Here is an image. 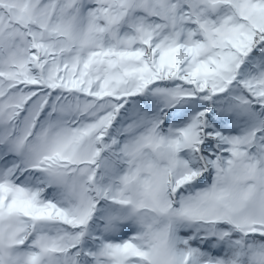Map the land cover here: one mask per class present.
Here are the masks:
<instances>
[{
	"label": "snow or ice",
	"instance_id": "snow-or-ice-1",
	"mask_svg": "<svg viewBox=\"0 0 264 264\" xmlns=\"http://www.w3.org/2000/svg\"><path fill=\"white\" fill-rule=\"evenodd\" d=\"M0 264H264V0H0Z\"/></svg>",
	"mask_w": 264,
	"mask_h": 264
}]
</instances>
